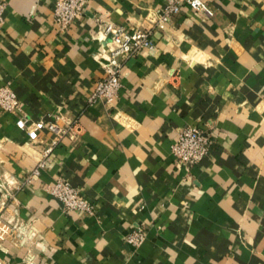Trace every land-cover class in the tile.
Wrapping results in <instances>:
<instances>
[{
	"label": "crops",
	"instance_id": "crops-1",
	"mask_svg": "<svg viewBox=\"0 0 264 264\" xmlns=\"http://www.w3.org/2000/svg\"><path fill=\"white\" fill-rule=\"evenodd\" d=\"M6 1L0 84L22 110L0 108V227L16 226L0 236V264H264V0L185 6L126 62L111 104L89 103L104 75L97 18L152 27L166 0H89L64 31L57 0ZM20 114L72 127L31 183L56 133L30 141ZM188 124L213 137L194 166L172 154ZM59 177L94 214L48 192ZM138 226L147 235L134 249L125 238Z\"/></svg>",
	"mask_w": 264,
	"mask_h": 264
},
{
	"label": "built area",
	"instance_id": "built-area-1",
	"mask_svg": "<svg viewBox=\"0 0 264 264\" xmlns=\"http://www.w3.org/2000/svg\"><path fill=\"white\" fill-rule=\"evenodd\" d=\"M89 0H57L54 9V20L61 31L68 29L78 18L83 16ZM196 11H203V0H166L164 7L150 16L152 27H126L112 20L97 18L98 29L95 38L100 41L95 56L104 69V75L97 81L94 92L89 97V103L97 101L111 104L119 95L122 86L123 68L132 57L143 51L153 49L156 46L153 37L154 28L164 27L175 14L182 12L184 7ZM8 4L6 0H0V32L5 22V12ZM0 108L17 113L22 110L20 99L10 84H0ZM17 124L25 130L30 141L35 142L39 138L41 130L48 129L56 133V138L50 147L46 148L37 158V165L27 177L31 183L39 176L47 166V157L57 145L59 140L71 130V126L61 127L56 120L30 121L26 115H19ZM212 132L203 126L194 124L186 125L178 139L172 145V154L188 166L200 163L211 151ZM6 189L5 181L0 177V191ZM48 192L63 203L66 210H78L89 214L95 213V205L84 198L81 189L71 184L65 177H59L54 184L46 187ZM5 205L6 202H0ZM16 226L4 225L0 227V236L13 231ZM26 228H16L19 236H23ZM15 231V230H14ZM13 231V232H14ZM146 229L143 226L134 228L125 238L127 244L137 249L146 239Z\"/></svg>",
	"mask_w": 264,
	"mask_h": 264
}]
</instances>
